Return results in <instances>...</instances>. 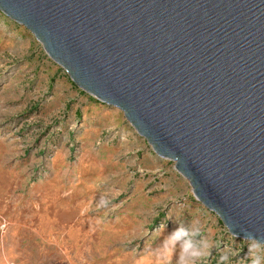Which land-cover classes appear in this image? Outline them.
Here are the masks:
<instances>
[{
	"label": "water",
	"instance_id": "obj_1",
	"mask_svg": "<svg viewBox=\"0 0 264 264\" xmlns=\"http://www.w3.org/2000/svg\"><path fill=\"white\" fill-rule=\"evenodd\" d=\"M230 235L264 236V0H0Z\"/></svg>",
	"mask_w": 264,
	"mask_h": 264
},
{
	"label": "rangeland",
	"instance_id": "obj_2",
	"mask_svg": "<svg viewBox=\"0 0 264 264\" xmlns=\"http://www.w3.org/2000/svg\"><path fill=\"white\" fill-rule=\"evenodd\" d=\"M214 247L202 264H249L173 161L116 108L79 89L0 11V264H154L178 224Z\"/></svg>",
	"mask_w": 264,
	"mask_h": 264
},
{
	"label": "clouds",
	"instance_id": "obj_3",
	"mask_svg": "<svg viewBox=\"0 0 264 264\" xmlns=\"http://www.w3.org/2000/svg\"><path fill=\"white\" fill-rule=\"evenodd\" d=\"M249 241V264H264V236L246 233ZM214 244L202 236L198 222L178 224L156 247L151 255L154 264H202L211 253ZM230 254L221 255L219 264H229ZM141 264V262H138Z\"/></svg>",
	"mask_w": 264,
	"mask_h": 264
}]
</instances>
